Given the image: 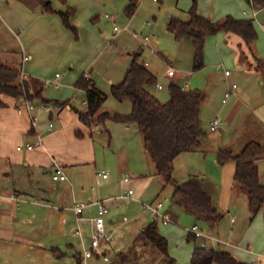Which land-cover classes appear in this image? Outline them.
<instances>
[{"label":"crops","instance_id":"crops-1","mask_svg":"<svg viewBox=\"0 0 264 264\" xmlns=\"http://www.w3.org/2000/svg\"><path fill=\"white\" fill-rule=\"evenodd\" d=\"M51 1L56 11L76 8L71 21L78 28V39L64 25L59 13H45L37 0H0L1 21L7 31L20 42L22 61L20 67H17L21 70L20 80L38 79L45 84V99L69 102L64 106H54L37 99L33 102L36 106L33 114L37 117L33 124L27 112H18L24 99L0 94V264H83L84 248L91 249L90 218L97 215L98 201H104L110 209L106 217V228L114 231L115 240L103 244L98 250L92 249L94 254L86 260V264H93L97 260L108 264H142L158 259V251L141 237L148 225L141 229V233L134 234L130 244H126V237L123 240L117 239V228L122 224L127 225L129 220L125 223L124 218L121 224L115 226L116 209L120 206V200L134 199L133 196L119 198L121 192L133 189L134 186L139 188L140 198L155 178L160 180L163 190L173 192L174 186L165 185L156 175L155 165L145 148L144 156L137 150V146L133 149L126 129L117 127L118 136L114 137L110 128L108 129L110 124L104 128H90L81 121L78 113L87 111V103L85 92L76 87L77 80L86 75L102 91L109 92L108 88L111 90L112 85L124 79L134 52L129 53L128 63L121 64L120 46L116 39L107 40L106 24L109 23L110 16H101L103 0H66L65 3L63 0ZM187 2L185 12L193 0ZM197 5L200 15L211 20L223 16L220 21L232 14L238 19L252 20L256 8L247 0H232L230 4L222 1L220 5L219 0H197ZM239 7L243 8V14H247L248 18L234 15ZM262 13L264 14V10L258 14L260 21L264 20ZM115 27L116 25L115 34L128 31V23L123 29L115 30ZM131 34L138 36L136 32ZM145 37H148L147 41ZM140 38L143 47L152 44L150 36ZM220 39L237 46L241 51L237 63L245 61L251 70L247 73L261 78V86L254 101L243 92L247 100L245 112L250 113L264 105V72L260 68V60L264 61V35L259 32L258 39L251 45H247L240 36L232 32L223 31ZM108 49L109 58L100 66L98 63ZM138 51L143 54V48L139 47L135 52ZM26 56L28 59H25ZM5 60L7 61L1 60L0 64L15 67L9 65L17 61L13 54L9 52ZM141 62L149 69V63L145 59L142 58ZM126 64L122 70L121 65ZM169 67L174 68L172 65ZM187 74L188 84L184 85L182 81L179 83L185 89H190V74ZM231 87L232 85L230 89ZM128 105L125 106L126 113L130 112L131 106ZM104 111H108L105 105L98 114ZM203 112L204 104L201 111L204 130L209 129L208 124L213 117L204 122ZM234 114L235 112L232 115ZM227 116L226 123L233 117ZM247 117L259 127H264V122L255 115L247 114ZM223 125L224 121L218 130ZM129 127L127 126V130ZM136 130L140 133L137 125ZM239 131L233 130L229 138H224L221 132V136L218 134L209 139L204 130L205 137L201 147L181 153L175 159L174 174L178 165H186L180 176L174 178L178 182L190 177L201 178L205 190L222 214L220 220L227 218L231 226L230 234L225 238L227 235L223 232L221 223L216 224L210 232L195 223L194 225H199L203 235L196 236L191 231L194 225L190 228L193 234H187L186 239L188 242L192 241L193 249L200 246L228 251L242 262L264 264V206L252 217L247 195L234 184L236 163L232 160L221 162L218 159L219 150L239 152L251 140H260L264 148V140L256 135L257 130L255 134L250 132L253 139L244 136L243 132L247 135V131ZM105 132L108 133V139ZM140 135L142 136L141 133ZM28 144L33 148L28 149ZM20 146L21 150L18 149ZM142 157L144 158L139 165H135L134 160ZM192 157H195L197 163H192ZM54 160L63 167L68 180H53ZM256 164L260 182L264 185V155ZM104 173L109 174L107 178L103 177ZM127 176L132 177L129 182L124 181ZM76 203L87 205L81 221L77 220L74 209ZM179 210L186 212L182 208ZM248 211L251 221L247 216ZM237 215L241 217L238 218ZM240 218L242 219L238 220ZM78 229L81 230L80 233ZM162 236L169 241L166 235ZM60 253L63 256L58 257Z\"/></svg>","mask_w":264,"mask_h":264},{"label":"trees","instance_id":"trees-1","mask_svg":"<svg viewBox=\"0 0 264 264\" xmlns=\"http://www.w3.org/2000/svg\"><path fill=\"white\" fill-rule=\"evenodd\" d=\"M66 0H63L65 3ZM257 8H264V0H247ZM45 13H59L64 25L78 39V28L71 18L76 13L75 7L65 11H56L51 0H37ZM197 0L189 10L190 18L182 21L172 18L167 29L177 40L190 39L194 48L193 70L204 67L205 42L209 35L223 30L240 36L247 45L258 39L255 25L250 19H238L227 15L223 21H214L198 13ZM137 10V0H129L125 9L128 17ZM142 53L134 52L132 61L124 79L111 86L112 95L119 101H130L132 109L129 114L111 113L99 110L106 102L108 95L96 86L95 82L82 75L76 87L86 95L87 111H78L81 121L92 128L106 127L112 120L124 124H136L143 137L146 152L155 165L156 175L165 185L174 186L172 201L178 207L195 216L196 219L213 228L222 218L213 203L211 195L205 190L201 178L190 177L178 182L174 178L175 159L184 152L198 149L202 145L205 132L201 124L202 106L206 93L201 89H184L183 85L171 81L170 96L167 101L156 97L151 88L158 83V76L141 62ZM260 68L264 72V61L260 60ZM21 70L17 67L0 64V94L34 102L37 99L46 104L64 106L69 102L45 99L44 83L38 79L20 80ZM1 104V103H0ZM80 135V134H78ZM264 155L263 145L259 141L247 142L239 152L222 149L218 152L221 162L234 161L236 171L234 184L248 197L252 217L256 216L264 206V185L260 182V174L256 161ZM141 237L154 249L165 255L172 262L168 252V241L158 232L157 224H149ZM55 250V249H54ZM63 256V253L57 255ZM191 264H248L238 260L228 251L215 250L195 246Z\"/></svg>","mask_w":264,"mask_h":264},{"label":"rangeland","instance_id":"rangeland-1","mask_svg":"<svg viewBox=\"0 0 264 264\" xmlns=\"http://www.w3.org/2000/svg\"><path fill=\"white\" fill-rule=\"evenodd\" d=\"M187 1L188 0H137L138 6L135 14L132 17H128L125 13V9L129 4V0H103L104 3L102 2L101 16H105L106 14L110 16L108 17L109 23L106 24V33L109 37L107 40L113 41V39H116L117 45H119L121 49H119V55H121V64L123 62L128 63V61H130L129 53L137 51L139 47L143 48L141 59L143 58L149 63V69L153 71L154 74H158V81L165 86L163 90H156L155 87L151 88V92L162 101H167L170 96L169 85L171 80L164 76V72L168 66L172 65L177 70L189 73V88L201 89L207 95L204 102V122H207L210 118L215 116H219L224 121V125L220 130H218V132H212L209 129L204 128L209 139L213 138L214 135L219 134L221 136V132L224 138H229L232 131L236 129V132L237 130H243L245 132L247 131V135H245V133L242 131L244 136H247V139H253L250 136V132L255 134L257 130L258 133L256 135L263 141L264 127H259L256 122L253 123L251 120H249L247 114H253L264 122V105L258 109L256 108V110H253L254 112L252 111L248 113L247 111L246 113L247 100L243 95V92H245L250 96L251 100L254 101L255 97L258 95L260 89L259 86H261V78L247 73V71L251 70H249V65H247L245 61H242L243 63H237L239 54L241 57V51L239 48L237 46L231 45V43H225L224 39H220L223 35V30L209 35L205 42L204 67L199 70H193L194 48L192 41L187 38L177 40L174 35L168 31L167 24L172 18H177L182 21H187L190 18L189 10L192 5L187 12L184 11V6L186 3H188ZM222 1L225 3L228 2L230 4V1L232 0H219V5L222 4ZM235 14L245 16L247 18L249 17L247 14H243V8L240 7L236 9V13H234V15ZM263 15L264 14L262 13V16ZM231 16H233V14ZM222 17L223 16H220L214 21H220L219 19ZM127 23L128 31H122L121 33L118 32L115 34V25L119 29H123ZM255 28L257 30L258 36L259 32L264 35V31L257 24H255ZM133 32H136L138 36L134 37L131 34ZM145 35L150 36L152 44H150V46L143 47L140 36ZM19 43L20 42H18L14 35H11V33L7 31L0 18V56L2 58L0 59V63L1 60L4 62L7 61L5 59L10 52V54H13L14 57H16L17 61L9 65L20 67L22 57H20L21 48ZM109 50L110 49L106 50L103 54L102 61L98 63L100 66H103V63L105 64L106 60H108L110 55ZM121 66L123 70L127 64ZM226 70H230L231 73L226 75ZM233 83L237 84L238 93L233 95L231 94L227 101L223 102L225 93L230 90V86ZM108 91L109 92H106L108 94V98L104 103L106 109L111 113L129 114L132 109L131 102H121L112 95L109 88ZM126 105L131 106L130 112L128 113H126ZM234 112L235 114L232 115ZM226 116L230 118L232 117L228 123H226ZM127 126H130L128 130ZM107 127L108 129L110 128V133L114 137L118 136V130L116 129L117 127L126 129L130 136L128 140L130 144H132L133 149L135 146H137V150L139 149V152L144 156L145 151L143 147V139L140 133H138L136 130V124H124L110 120L107 122ZM104 134L108 139V133L105 132ZM143 158L144 157L138 158L137 161L134 160L135 165H139ZM194 158L195 157H192V159H190L192 163L196 162ZM187 163L189 164V159ZM185 165L186 163L178 165L176 168L177 171L174 174L175 178L179 177L184 171ZM130 173L131 172H128V174ZM160 183V180L155 178L153 182H151L145 189L142 198L138 196L139 188L134 186V199H123L119 201L120 206L116 209L115 214V226L121 224L124 221V218H127L129 223L127 225L122 224V226L117 228V239L123 240L124 237H126L128 239L126 244H130V239L134 236V234L138 232L141 233V229L145 225H149L152 222L156 223L158 232L161 235H166L169 240L168 252L169 257L173 258V261L166 262L167 258L165 255L158 251V259H154L146 263L142 262V264H191L193 243L192 241L188 242L186 239L187 234H193L190 232V228L195 223H198L203 229H205L206 232H210L212 228L200 221L195 220V216L192 214L180 211V207L175 205L171 199L173 192H170L168 189L163 190ZM122 193L123 192L120 194ZM158 194L160 195L158 199H161L164 196L169 197V201L165 203V208L168 211L171 220L173 221L171 224L164 225L160 221L154 222L152 217L144 208V204L153 202L155 199H157ZM248 214L249 211L247 216L248 218L250 217L249 220L251 221V216ZM237 217L239 218L241 216L237 215ZM241 219L242 218L238 220ZM227 220V218H223L218 222L221 223L223 232L225 235H227L226 237L223 236L225 238L228 237L231 229V226ZM234 229H236V226ZM201 239L202 238H200V240ZM93 264H108V262L105 263L102 260H97L95 263L93 262Z\"/></svg>","mask_w":264,"mask_h":264},{"label":"built area","instance_id":"built-area-1","mask_svg":"<svg viewBox=\"0 0 264 264\" xmlns=\"http://www.w3.org/2000/svg\"><path fill=\"white\" fill-rule=\"evenodd\" d=\"M261 10H264V8H257V7L255 8V10L253 12L252 21L259 24V26L264 29V20L260 21L258 18V14L260 13ZM115 30H118L117 26L115 27ZM145 40L147 41L148 37H145ZM25 59H28V57L26 56ZM230 73H231L230 70L225 71L226 75H229ZM164 76L167 77L171 81H176V82L182 81V82H184V85L188 84V80L186 79L188 74L183 72V71L177 70L175 68L169 67L165 71ZM86 77L89 78L88 76H86ZM49 81H48V83H49ZM154 87L156 90H163L165 88L164 84H162L159 81ZM183 88H184V86H183ZM236 91H237V84L234 83V84H232L231 89L225 93V96L223 98V102H226L227 99L231 96V94H233ZM35 108H36V106L33 102L25 101L18 107V112L19 113L27 112L30 115L32 123L35 124L36 120H37V117L33 114ZM222 124H223L222 119L219 116H215L209 121L208 127L211 131H216L221 127ZM51 127H52V125H51ZM27 148L32 149L33 146L31 144H28ZM18 149L21 150L22 147L20 146V147H18ZM53 167H54V174L52 176L53 180H61V181L68 180V176L65 173L63 167L56 160L53 161ZM108 175H109L108 173H104L103 177L107 178ZM131 179H132V177L127 176L124 178V181L129 182ZM133 193H134L133 189H128L127 191L122 193L119 196V198H131L133 196ZM16 199L19 200L18 197H16ZM168 201H169V198L164 197V198L156 200L155 202L144 204L145 210L152 217L154 222L160 221L164 225H168L172 222L170 215L165 208V203H167ZM96 204L98 205L97 215L90 218V221L92 222V229H91V236H90L91 249L84 248L83 264H86V260L89 257L93 256L94 252L92 251V249L98 250L101 248V246L103 244L112 243L115 240L114 231H110L106 228V217L110 213L109 207L105 204L104 201H98ZM86 206L87 205L84 203H76L75 204L74 209H75L78 221H81L84 219L82 217V213H83V210L85 209ZM127 222H128V219L125 218V223H127ZM78 230L80 233L81 230L80 229H78ZM191 231L196 236H202L203 235L202 230L200 229L199 225H197V224L191 228ZM104 259L108 260L107 257H105Z\"/></svg>","mask_w":264,"mask_h":264}]
</instances>
